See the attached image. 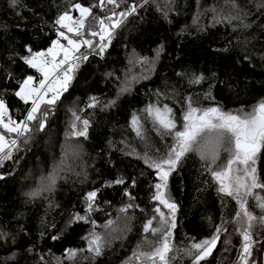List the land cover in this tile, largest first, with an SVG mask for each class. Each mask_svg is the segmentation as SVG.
<instances>
[{
	"label": "snow or ice",
	"instance_id": "6c2138e0",
	"mask_svg": "<svg viewBox=\"0 0 264 264\" xmlns=\"http://www.w3.org/2000/svg\"><path fill=\"white\" fill-rule=\"evenodd\" d=\"M150 3L164 21L172 23L170 14L176 13L179 0H164L163 4L157 0H132L131 3L128 0H92L87 5L80 0H70L49 25L54 35L49 37L48 46L34 50L25 45L23 53L16 54L26 66L25 72L27 69L34 71L20 78H14L10 71L5 74L6 83L15 79L16 87L11 92L22 107L16 108L18 116L10 114L5 96L8 89L0 90V167H4L7 161L19 164L15 154L31 143L35 133L45 130L49 118L67 99L65 93L70 94L83 66L93 57L104 60L118 35L117 30ZM8 7L22 19L23 10L33 11L23 5L22 0H8ZM255 7L256 14L264 17V0H256ZM226 8H212L211 19L203 27L199 24V15L194 16L198 31L203 32L216 25L233 32H246L253 27L254 22L250 20L253 13L242 0H226ZM3 27L7 28L6 25ZM40 30L43 32L42 27ZM250 42L247 36L243 41L237 40L245 48ZM164 51L165 45L161 42L153 49L151 58L134 52L130 54L129 65H139L141 72L133 73L129 68L123 79L116 77L119 83L114 97L102 101L95 95H89L82 107L77 102L68 106L69 120L64 131L65 143L60 161L46 176H41L25 196L28 202L40 198L46 201L45 215L40 218V240L45 239L44 229L50 233L47 238L56 242L76 233L79 227H88L83 235L78 236L79 246L64 248L59 257L52 255L51 259H46L45 254L36 252L35 245L24 249L37 257L36 264H95L96 259L111 249L115 242L119 241L123 246L132 232L137 211L144 213L140 238L122 264H181L185 259L188 264H205L221 240L225 254L236 252L232 264H264V78L258 81L250 78L247 69L255 67V64L247 52L242 59L227 63L222 75L211 70L207 75L195 71L176 72L179 83L168 85L166 81L165 90H150L154 99L133 110L127 123V128L141 142L143 151L130 145L126 138L118 141L120 148H116L113 140L107 141L110 150L133 157L154 174L155 179L149 185V201L153 203L151 215L136 203L131 192L137 186V179L117 175L104 180L100 188L83 192V215L79 211H69L58 228L46 218L49 211L60 207L50 199L59 180L65 183L71 177H75L73 183L88 180L87 165L73 167V163L83 158L82 142L90 139L96 110L106 112L116 108L122 96L131 94L134 84L150 79ZM216 51L226 53L229 49L224 47ZM259 60L264 64V51L259 53ZM104 75L109 78L114 74L107 72ZM184 83L189 89L199 87L201 91L181 92ZM205 84L206 88L203 87ZM225 89L231 94L227 98ZM242 93L251 95L255 102L240 100ZM232 95L239 102V107H228L227 101ZM149 131L159 137L162 147L149 142ZM193 157L199 162L200 175L206 177L200 181L203 187H197L196 191L212 189L222 211L219 223L212 224L211 217L207 218L213 229L208 236L202 239L186 237L187 242L177 246L173 236L180 208L170 194L169 182L173 174ZM14 171L0 174V181ZM140 175H145L143 170ZM114 186H125L121 191L127 199L116 210L115 219L110 213H105L108 218L103 224H98L93 216L105 211L99 203L100 193L102 189ZM104 203L109 202L105 200ZM230 203L233 211L225 216L223 209ZM20 234L29 235L23 225L16 232L0 228V246L11 245L14 248ZM233 236L237 238L238 245L233 244ZM17 255L9 248V254L0 264H17Z\"/></svg>",
	"mask_w": 264,
	"mask_h": 264
},
{
	"label": "trees",
	"instance_id": "16d2710c",
	"mask_svg": "<svg viewBox=\"0 0 264 264\" xmlns=\"http://www.w3.org/2000/svg\"><path fill=\"white\" fill-rule=\"evenodd\" d=\"M69 2L70 0H22L23 5L33 10H23L22 19L8 7V0H0V90L8 89L5 96L10 114L14 117L19 115L16 108L22 105L16 101L11 92L16 87L15 79L6 83L5 74L10 71L14 78H20L24 74L33 73L34 70L31 69L25 72L26 66L22 65L16 54L23 53L25 45L33 47L34 50L46 48L50 42L49 37L54 35L49 25L58 11H62ZM80 2L87 5L92 0H80ZM128 2L131 3L132 0ZM157 2L163 4L164 0ZM242 3L253 13L250 17L254 22L253 27L246 32H233L221 25L207 27L203 32L198 31L193 17L199 15L201 27L208 25L212 15L210 10L220 9L221 6H225L227 10L226 0H179L176 13L170 14L172 23L164 21L155 6L150 3L117 30L118 35L109 46L104 60L97 57L90 58L91 62L85 64L78 73L70 94L65 93L67 99L49 118L45 130L35 133L31 143L23 146L22 150L15 154V157L19 158V164L7 161L4 167H0V174L15 169L12 175L0 181V228L16 232L19 226L23 225L25 231L29 233L28 236L20 234L14 248L11 245L0 246V261L9 254V248L18 253L17 264H36L37 257L24 251L29 246L35 245L36 252L45 254L46 259H51L52 255L61 256L64 248L79 246L81 242L78 236L85 233L88 227L86 225L77 228L76 233L56 242L47 238L50 233L44 229L45 239L40 240L38 236L41 228L40 218L45 215L46 201L40 198L35 202H28L25 193L34 188L37 180L41 176H46L60 161L62 145L65 143L64 131L69 120L68 106L77 102L78 106L82 107L89 95H95L102 101L114 97L119 83L116 77L123 79L129 68L133 73L141 72L139 65H129L130 54L134 52L136 55L151 58L153 49L163 42L165 51L151 78L134 84L131 94L122 96L116 108L106 112L96 110L90 129V139L82 142L83 158L73 163V167L79 164L87 165L88 180L84 183H73L75 177H71L67 183L59 180L56 191L50 195V199L60 207L49 211L46 218L58 228L69 211H79L83 215L81 201L83 192L100 188L104 180L113 179L117 175L137 179V186L131 189V192L136 197V203L151 215L153 203L149 201V185L155 179L154 174L133 157H125L115 149L110 150L107 141L113 140L116 142V148H120L122 146L118 141L126 138L130 145L136 147L138 151H143L141 142L127 128L130 114L133 110L142 108L150 99H154L150 90L157 88L165 90L166 81L168 85L179 83L176 72L195 71L207 75L211 70L222 75L227 63L242 59L247 52L252 56L255 64V67L247 69L251 74L250 78L254 81L264 78L262 77L264 64L259 60V53L264 51V34H262L264 17L256 14V0H252V3H249V0H242ZM4 25L7 26L6 29ZM41 27L43 32L40 30ZM181 32L183 34L178 35ZM246 36L251 42L245 48L242 44H238L237 40L243 41ZM224 47H228L229 51L226 53L216 51ZM107 72H112L114 75L106 78L104 74ZM203 87L206 88L207 84ZM186 90L195 93L201 91V88L189 89L184 83L181 92ZM230 95L225 89L224 96L227 98ZM240 100L255 102L251 95L243 93ZM227 102L229 108L240 106L234 95ZM91 111L87 110V112ZM148 140L151 144L162 147L159 137L151 131L148 132ZM109 160L112 163H108ZM199 168L197 158L193 157L170 178L169 191L180 208L177 213V228L173 236V242L177 246L186 243V237L202 239L208 236L213 230L207 220L208 217H211L212 224L220 222L222 209L216 193L212 189L199 193L196 191L197 187H203L200 181L206 178L200 175ZM141 170L144 171V176L140 175ZM123 187L125 186L102 189L99 203L105 211L97 212L93 216L98 224H103L108 218L105 213H110L115 219L116 210L127 199L122 196ZM194 197L197 199L194 200ZM105 200L109 203L105 204ZM232 211L231 203L223 209L225 216L230 215ZM135 215L137 219L134 221L132 232L123 246L119 241L115 242L111 249L105 250L104 255L96 259L95 264H122L125 257L131 254L133 246L140 238V226L144 219L142 212L137 211ZM52 231L55 232L56 229ZM232 240L234 245H238L235 236ZM235 255V250L227 254L223 252L221 240L205 264H232ZM181 264H188V261L185 259Z\"/></svg>",
	"mask_w": 264,
	"mask_h": 264
},
{
	"label": "rangeland",
	"instance_id": "374dc122",
	"mask_svg": "<svg viewBox=\"0 0 264 264\" xmlns=\"http://www.w3.org/2000/svg\"><path fill=\"white\" fill-rule=\"evenodd\" d=\"M139 67V69H140V71H141V68H140V66H138ZM137 73H140L139 71H137ZM222 158H223V156H222Z\"/></svg>",
	"mask_w": 264,
	"mask_h": 264
},
{
	"label": "water",
	"instance_id": "95a60500",
	"mask_svg": "<svg viewBox=\"0 0 264 264\" xmlns=\"http://www.w3.org/2000/svg\"><path fill=\"white\" fill-rule=\"evenodd\" d=\"M214 250H215V249H214ZM214 250H213V251H214Z\"/></svg>",
	"mask_w": 264,
	"mask_h": 264
}]
</instances>
